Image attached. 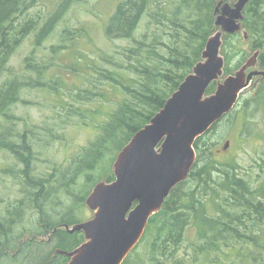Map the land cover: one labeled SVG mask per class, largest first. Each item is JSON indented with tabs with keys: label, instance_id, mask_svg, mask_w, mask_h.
Instances as JSON below:
<instances>
[{
	"label": "trees",
	"instance_id": "obj_1",
	"mask_svg": "<svg viewBox=\"0 0 264 264\" xmlns=\"http://www.w3.org/2000/svg\"><path fill=\"white\" fill-rule=\"evenodd\" d=\"M40 1L0 0V78L11 71L8 79L0 84V127L3 122L11 123L6 129H0V150L10 152L18 160L15 164L23 165L22 170L33 161L31 143L24 139L25 133L18 134L12 126L14 114L11 109L20 100L23 86L35 85L45 90L51 88L57 96L56 101L60 100L58 91H62L64 98L60 112L67 116L83 115L94 129L99 130L96 138L78 151L71 162L88 172L101 164L105 168L108 157L112 155L109 162L114 161L133 135L164 107L201 59L207 41L214 33V12L218 1L124 0L118 3L105 24V35L108 39H125L128 45L118 46L108 55L102 47L90 51V44L86 42L81 44L86 47L81 51L78 39H83V36L78 34L76 42L57 50L52 48V56L57 51L59 57L68 63L70 58L67 69L82 79L77 89L65 86L66 90L47 81L45 74L49 70V75L54 65H48L43 58L37 59L36 52L25 59L22 76L11 64L17 48L28 36L34 34V47H45L72 4L82 0H49L51 11L47 16H27ZM244 15L243 34L224 35L222 54L226 60V75L238 69L250 52L256 50H260L259 67L264 69V0H251ZM69 31L70 28L65 32ZM91 42L94 44L95 40ZM31 73L40 80L39 84H32L31 77L27 76ZM59 77L60 73L54 76ZM215 89L216 82H213L208 93ZM115 93L118 96H112ZM263 100L264 81L250 97L242 94L236 108L225 119L231 121L235 117L234 112H242L243 107L246 113L250 105H260ZM23 121L26 126L23 130L33 134L34 125L26 119ZM218 124L198 138L195 143L197 160L188 179L173 189L163 208L149 221L146 235H154L150 243L154 264H186L182 253L190 257L193 252L198 256L201 254L207 264H264V183L254 186L251 180L238 172L235 163H222L213 157L215 142L212 133ZM49 126L50 131L55 128L54 125ZM15 136L21 138L14 139ZM20 139V143L16 142ZM113 179L114 175H108L107 181ZM18 181L23 186L21 193L30 194L26 199L16 198V202L0 200L4 210L0 216V264H5L10 257H16L14 259L18 260L14 263L17 264L22 253L26 256L29 253L32 263L42 264L49 245L71 250L84 240L80 232L70 234L58 229L49 244H35L33 239L21 240L18 245L29 231L19 225L25 208L37 210L41 215L45 213L41 202L46 203L54 185L62 183L61 180H51V177L32 176ZM72 181L76 183L73 178ZM70 193L66 190V194ZM78 197V202L84 203L86 196ZM47 207L51 209V206ZM67 219L68 224L77 221L72 216ZM54 225L51 224V228ZM190 229H196L197 242L184 250L182 245ZM33 232L41 233L31 231L32 235ZM223 249L228 253L219 258L216 254ZM198 256L193 258H198L199 262ZM23 260L20 264H26ZM65 260L64 256H58L49 264H66ZM127 263L128 259L124 264Z\"/></svg>",
	"mask_w": 264,
	"mask_h": 264
},
{
	"label": "rangeland",
	"instance_id": "obj_2",
	"mask_svg": "<svg viewBox=\"0 0 264 264\" xmlns=\"http://www.w3.org/2000/svg\"><path fill=\"white\" fill-rule=\"evenodd\" d=\"M52 1L57 2L59 0ZM122 1L124 0H82L73 3L72 7H70L58 24L54 36L46 41L45 47H34V34L25 39L14 54L11 63L13 69L20 72L21 74L19 75L22 76L25 67V59L36 52L35 56L37 59L43 58L48 65H54L51 67L52 70L50 74L47 75L49 70L45 74L47 81L51 85L64 88V90H66L65 86L67 88L77 89L82 79L67 69L70 58L68 63L65 58L59 57L57 51L54 56H52V48L57 50V48L76 42L78 34L83 36V39H78V45L80 44L78 47L81 51L86 48L82 47L81 44L86 42L90 44V51L92 49L96 51L98 47H102L106 50L105 53L108 55L112 54L113 50L118 46L128 45V41L125 39H108L105 35V24L108 18L112 16L117 4ZM230 2H232V0ZM49 11H51L49 0H42L37 6L30 10L27 16L41 14L45 17ZM68 28H70L71 31L65 32ZM218 28L219 27L215 26L214 30ZM242 31L243 28L238 32ZM91 40H95V43L92 44ZM253 53L254 52H250L249 56ZM110 64L113 65L112 63ZM10 72H6V74L2 75L0 84L8 79V74ZM58 73H60V77L54 78ZM27 76L29 78L31 77L30 80L33 82L32 84H39L40 80L34 73ZM263 81L261 76L256 77L243 93V96L250 97L253 95ZM46 89L48 90L36 88L35 85H24L20 90V100H18L16 105L11 109V112L14 114H12V126L18 131V134L25 133L24 139L31 143V148H33L34 153H32L33 161L30 163V166L22 170L23 165L18 163L17 166L15 163L18 162V160H16L10 152L0 150V200H14L16 202V198L26 199L29 196L30 193H21L20 190L23 186L18 180H25V178L29 176L36 178L51 177V180H61L62 183H56L54 185V195L52 197V194H48L45 200L46 203H43L44 208H48V201L52 197V202L48 205L51 206V209L47 210L51 215L55 213L54 216L56 217L54 219H59L60 216L69 213V216H72L80 222L86 221L92 218L95 212L86 204L87 197L98 181L103 179L106 180L110 174L115 175L113 165L118 153L114 162L113 160L109 162L112 155L108 157L105 166L106 169L103 167L104 164L99 165L96 170L90 172L83 171L76 167L73 162H71L75 154L86 147L90 141L94 140L99 130L94 129V126H92L93 124L89 123V119L83 115H63L62 112H60L61 100L64 98L63 92L58 91L60 100L56 101L57 96L52 93L53 90H51V88ZM112 96H118V94L115 93ZM234 116V119L230 118L231 121H229V118H224L218 122L219 124L212 133L215 142L213 157H216L215 159L222 163H235L238 172L243 177L251 180L254 186H260L264 183V100L260 105H255L254 103L250 105L246 113L242 107V112H234ZM22 119H26L32 126L34 125L35 131L33 134H27L25 130H23L26 126ZM10 125V122H3L0 129H6ZM49 125H54L55 128H51L50 131ZM16 138L21 137L15 136L14 139ZM16 142L20 143L21 139ZM227 142H229V146L225 149ZM52 168H54V171ZM2 170H4V172H2ZM72 171L73 174L71 175L70 173H72ZM69 176H72V178L76 180V183H72L73 181ZM66 190L71 191L70 197H67ZM83 194L86 196V199L84 203H80L78 202L80 201L78 196ZM30 199L32 200L33 197L30 196ZM5 205H7V203H5ZM3 211L2 204L0 203V216H2ZM38 219L39 214L37 210L26 207L20 226L34 228L36 224L40 223ZM41 235L43 234H39V236ZM31 236V232H26L18 241V245L21 240L30 239ZM153 237V234H149L140 241L138 246L129 255L127 264H154L150 251V243ZM48 238H50V240L46 241ZM38 240H42L40 243L49 244L53 238L52 235H46L44 237H39ZM194 242H197L196 229H190L182 245L183 249H190V244ZM47 250L49 251L45 250V254L46 252L49 253L42 264H49L52 262L50 258L56 254V250L51 245L47 247ZM225 253H228V251L223 249L222 252L216 255L222 258ZM20 255V260L22 258L25 259L23 260L24 263L25 261H29V253L27 256L23 253ZM182 255L186 257V264L208 263L201 254L198 256L196 252L190 254V257H187L185 253H182ZM196 256L200 258L199 262L198 258H193ZM14 258L16 257H10L5 264H16L14 262L18 259ZM235 258L237 260V257ZM20 260L17 264H20Z\"/></svg>",
	"mask_w": 264,
	"mask_h": 264
},
{
	"label": "water",
	"instance_id": "obj_3",
	"mask_svg": "<svg viewBox=\"0 0 264 264\" xmlns=\"http://www.w3.org/2000/svg\"><path fill=\"white\" fill-rule=\"evenodd\" d=\"M215 26L201 59L164 107L118 153L115 180L97 183L86 204L94 216L72 226L85 241L72 251L56 253L68 264H123L144 237L151 217L173 189L188 179L197 160L195 143L237 106L241 94L261 76L256 50L233 73L225 75L223 36L242 29L251 0H217ZM213 82L216 89L208 93ZM229 146L227 142L225 149Z\"/></svg>",
	"mask_w": 264,
	"mask_h": 264
},
{
	"label": "flooded vegetation",
	"instance_id": "obj_4",
	"mask_svg": "<svg viewBox=\"0 0 264 264\" xmlns=\"http://www.w3.org/2000/svg\"><path fill=\"white\" fill-rule=\"evenodd\" d=\"M51 194H52V197H53L54 193H51ZM66 195H67V197L71 196V194H66ZM52 197L49 199L48 205L50 204V202H52ZM43 203H44V201L41 202V206L43 207L45 213H43L42 215H41V213H38L39 214V219L38 220L40 221V223L36 224L34 226V228H29L31 231H40L41 233H43L46 230H51L52 232L55 233L62 224H68L66 221L68 220L67 217L69 216V213L66 214V215L60 216L59 219L58 218L54 219L56 216L49 214L48 210L46 208H44ZM69 217H71V216H69ZM53 223L56 224V225H54V227L51 228L50 225L53 224ZM19 225H21V221L19 222ZM54 249L56 250V249H59V248L54 247ZM46 251H49V250L46 249ZM48 253L49 252H46V254H45V252H44V257L45 258L42 260V262H44L46 260V257H47ZM28 257H29V261L28 262L26 261L27 264H37L36 262H34V263L31 262L32 261V259H31L32 257L30 256V254L28 255ZM55 258L56 257H53V259H55ZM68 259H67V261H68ZM67 261L65 260L66 263H67Z\"/></svg>",
	"mask_w": 264,
	"mask_h": 264
},
{
	"label": "bare ground",
	"instance_id": "obj_5",
	"mask_svg": "<svg viewBox=\"0 0 264 264\" xmlns=\"http://www.w3.org/2000/svg\"><path fill=\"white\" fill-rule=\"evenodd\" d=\"M187 75H188V74H187ZM184 80H185V79H183V81H184ZM183 81H182V82H183ZM182 82H181V83H182ZM180 85H181V84H180ZM180 85H179V86H180ZM178 88H179V87H178ZM178 88H177L175 91H177ZM175 91H174V92H175ZM174 92H173V93H174ZM173 93H172V94H173ZM172 94H171V95H172ZM143 127H144V126H143ZM143 127H142V128H143ZM142 128H141V129H142ZM138 131H139V130H138ZM71 175H72V174H71ZM71 180H72V176H71Z\"/></svg>",
	"mask_w": 264,
	"mask_h": 264
}]
</instances>
